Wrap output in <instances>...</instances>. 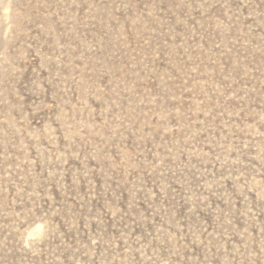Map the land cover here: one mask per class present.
Returning <instances> with one entry per match:
<instances>
[{
    "label": "rangeland",
    "instance_id": "rangeland-1",
    "mask_svg": "<svg viewBox=\"0 0 264 264\" xmlns=\"http://www.w3.org/2000/svg\"><path fill=\"white\" fill-rule=\"evenodd\" d=\"M0 264H264V0H0Z\"/></svg>",
    "mask_w": 264,
    "mask_h": 264
}]
</instances>
